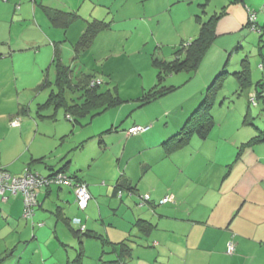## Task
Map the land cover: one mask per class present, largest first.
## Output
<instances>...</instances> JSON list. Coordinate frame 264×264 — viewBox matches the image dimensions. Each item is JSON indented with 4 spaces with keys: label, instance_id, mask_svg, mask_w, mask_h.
Listing matches in <instances>:
<instances>
[{
    "label": "crops",
    "instance_id": "0c3cea01",
    "mask_svg": "<svg viewBox=\"0 0 264 264\" xmlns=\"http://www.w3.org/2000/svg\"><path fill=\"white\" fill-rule=\"evenodd\" d=\"M4 1L11 3V21L24 20L23 25L33 27L30 31L38 36L27 42L22 39L0 42V85L12 87L14 81L11 92L0 97L16 98L20 108L9 117L3 116L17 129L22 128L18 116L21 110L25 111V100L16 92L21 80L16 65L35 66L39 74L49 65L55 69L56 76L54 58L58 49L62 64L77 66L81 61H73L80 38L93 25L98 29L99 22L102 27L108 21L89 20L67 0ZM3 14L0 9V19ZM53 15L62 23L52 22ZM82 20L89 26L78 32V38L74 37L76 23ZM106 30L96 34L92 45ZM27 90L23 88L22 94H27ZM254 91L248 95L249 99ZM197 105V102L192 107L188 104L182 113L171 111L166 125H151L153 119H149L144 125H109L105 130L90 133L84 129L78 134L73 129L71 136L62 141L65 144L60 150L43 153L40 149L37 154H31L20 174L9 170L12 162L0 164V170L17 177L23 176L27 169L46 176L64 168L66 173L87 184L91 196L87 209L81 210L67 187L40 190L34 219L40 227L36 228L23 218L21 196L6 201L0 197V242L20 238V243H27L32 236L31 240L36 241L31 247L36 245L34 249L39 255L54 258L52 249L44 246V240L50 241L51 237L53 244L58 242L65 249L75 247V258L74 254L67 255L68 259L74 258V264H82V257L91 255L86 246L93 239H102L107 245L99 246L94 264H100L103 258L114 259L117 245L122 242L132 249L125 264H264V130H244L239 134L228 127L229 133L222 134L225 125H214L205 139L193 134L191 145L171 152V145L164 144L165 141L185 126L183 123ZM15 121L19 125L14 126ZM134 126H146L148 131L130 137L127 131ZM108 141L113 143L112 147ZM159 146L165 150L157 153L154 149ZM111 153L114 161L105 162ZM39 159L43 162H34ZM127 180L137 192L150 195V205L137 206V197L127 192L119 197L118 189H124L122 182ZM169 196L173 201L161 205ZM139 220L154 224L155 229L148 236L142 235L136 226ZM82 227L91 237L80 244L75 233ZM67 232L73 235L75 245ZM231 245L235 249L232 255L228 254ZM110 251L111 256L107 255ZM0 256L4 259L0 264H13L12 254L10 257L0 253Z\"/></svg>",
    "mask_w": 264,
    "mask_h": 264
},
{
    "label": "rangeland",
    "instance_id": "374dc122",
    "mask_svg": "<svg viewBox=\"0 0 264 264\" xmlns=\"http://www.w3.org/2000/svg\"><path fill=\"white\" fill-rule=\"evenodd\" d=\"M67 1L89 20L96 18L108 21L107 32L98 37L92 48L81 57L82 63L75 67V71L81 70L80 74L96 75L97 79L104 82L102 90H110L113 94L117 91L123 102L109 108L100 116L93 118L89 114L85 115L79 124L85 126L80 127L74 121L68 120L65 105L59 107L54 106V103L47 104L51 93L56 91L53 86L55 69L47 65L39 74L35 66L17 64V75L21 76V80L18 82L19 88L16 92H19L18 96L23 95L22 99L25 100V111L21 110L18 116L22 128L13 129L7 117L3 116L20 111L18 100L16 98L5 100V96L0 97V164L12 162L9 170L14 174L22 173L31 154H37L40 149L43 153L60 150L65 144L62 141L71 136L69 134L73 129L78 134L84 129L90 133L94 130H105L104 128L109 125H144L149 119H153L151 125L153 123L166 125L171 111L180 110L182 113L183 107H187L188 104L192 107L197 102L199 105L198 101L203 100L207 86L225 67L229 74L225 75L222 91L213 97L210 110L214 125H225L222 134L229 133L228 127L233 129V133L239 134L244 130L246 132L254 129L264 130V97L257 99L258 105L250 104L248 97L256 87H260L258 83L263 80V72L259 66L264 63L261 54H264V50L261 51L260 35L250 32L246 27L248 9L260 12L264 0ZM10 5L11 3L0 0V9L4 12L0 19V42L1 40L14 42L18 39L27 42L33 37H38L37 33L30 31L33 27L23 25L24 20L16 18V22L11 21ZM260 15V22L263 25L264 14ZM209 22L214 24L216 36L198 68L183 70L169 77L164 76L162 81L158 80L159 72L153 66V60L171 62L176 56L185 54L190 43L199 38L202 26ZM76 26L78 28L74 30L76 33L74 37H77L78 32L83 31L86 26L88 28L89 23L82 20L77 22ZM239 36L243 37L240 39ZM245 59L249 62L252 87L242 93L234 73L242 69L241 64ZM45 80L52 85H46L37 92V87ZM11 84L12 87H9V84L6 86L2 83L0 94L6 95L11 92L14 81ZM23 88H28L27 94H22ZM254 94L255 91L252 96ZM81 98L78 92H68L64 96L68 106L75 102L81 104L83 102ZM191 107L187 108V113ZM65 134L69 136L62 139ZM192 135L191 131L187 145H191ZM109 144L112 147L113 143ZM161 149L165 150L162 146L155 147L154 150L159 153ZM106 157L108 158H105V162L106 159L109 163L114 161L113 153ZM27 171L30 172L29 169ZM67 233L73 238L70 232ZM16 239V243L12 245V241ZM29 239L27 243H20V238L1 241L0 253L10 257L12 254L13 264H55L54 261L56 264H74L75 247L68 246L65 249L58 242L53 244V239L49 237L50 241H47L48 238L44 240V246L46 244L52 249L54 258L43 257L35 251L36 245L31 247L36 240H31L32 236ZM75 241L74 239L71 242L75 245ZM103 244L106 245L102 239L88 241L86 248L91 255L86 257L84 255L82 264H94L99 246ZM40 247H43V241H40ZM73 254V259L67 258V255Z\"/></svg>",
    "mask_w": 264,
    "mask_h": 264
},
{
    "label": "trees",
    "instance_id": "16d2710c",
    "mask_svg": "<svg viewBox=\"0 0 264 264\" xmlns=\"http://www.w3.org/2000/svg\"><path fill=\"white\" fill-rule=\"evenodd\" d=\"M247 13H248V18L246 21V27L250 32L257 33L260 35L261 37L260 42L262 49L261 51L263 52L264 24L262 25L259 17L261 16L260 15L261 13L264 14V6L260 12L248 9ZM51 19L52 22H54L56 25L62 23L61 20H58L56 15H53ZM209 23L204 24L202 26L199 38H197L196 40L190 43L189 47L186 48L185 54L182 53L180 54V56H176V59L171 62H167L166 60H159V59L153 60V66L159 72L158 80L162 81L164 76L169 77L170 75L172 76V74L179 73L183 70L198 68L203 57L207 53L211 44L214 42L216 36L214 31V24L211 23L209 24ZM100 24L101 23L99 22L97 26L98 29L94 27V25L89 29H87L85 34L80 38V41L76 46L77 54L76 57L74 58L73 61L74 63L81 61L80 56L86 53L91 48V45L93 43L92 41L95 38L96 34L107 27L106 24L105 25L103 24L104 26L102 25V27H100ZM239 37L241 39L242 36ZM261 54L264 60V54L263 53ZM54 59L57 67H56V76L53 86H55L56 91L52 92L50 98L48 99L47 104L51 105L54 103V106H59V107L65 105L66 116L69 121L71 122L74 121V123L79 125L81 118L84 117L85 115L89 114L93 116V118L100 116L101 114L106 112L109 108H114L123 102L122 99L118 96L117 91H115V94H113L110 90H102L101 87L103 86L104 82L100 79H97L98 77L96 75L95 76L91 74L87 75L84 73L80 74L82 72L81 70L79 72H76L75 64H72V66L62 64L58 49H56L55 51ZM259 67L260 70L263 72V80H260V82L258 83V86L260 87L258 88L256 87V89H254L256 92L254 96L249 99V102L252 105L255 104L258 105L257 99L264 96V63H261ZM225 68L222 72L216 74L215 78L207 86V91L204 94L203 100L201 102L199 101L200 104L198 105V108L186 120L184 124L185 126L177 134H175L170 140L165 141L164 144L171 145L170 147V149L172 148L171 152L180 150L185 146H187L189 141L188 138L190 136L191 131L193 134H196L198 137L203 139H205L208 136V134L212 131L214 127V119H213L212 111L210 110L213 104V99H214L213 97L217 93L219 94L222 91L224 87L225 75L229 74L228 69H226L225 71ZM241 68L242 69L239 72L234 73V76L235 79L238 80L239 88L243 93L244 90L252 87L248 60L245 59L242 61ZM77 73H79L80 75L79 74L77 75ZM46 85H52V84L48 80H45L41 85L38 86L37 90L38 91L41 90L42 88L46 87ZM237 89L238 88H236V90ZM68 92L80 93V97H82L81 99L83 102L81 101L82 102L81 104L75 102V104L68 106L64 100V96L67 95ZM79 126L84 127L85 125L84 126L79 125ZM134 127H141L144 130L137 134H130L129 133L130 129H129L127 131V134L130 137H139L144 135L148 131V127L146 126H134ZM113 130L114 132H116V129ZM38 161L43 162V159L35 160L34 162H38ZM33 174L38 175V178L40 180L41 179L45 180L46 184L43 185L41 188H39V191L37 193L38 198L36 200V206L32 208L33 215L30 218H24L25 207H26L24 202L25 201L24 197L21 194H17L13 196L10 193H6L7 200L10 197H16L18 195L22 197L23 205H24L23 218L26 220L27 223L30 224L32 228L40 227V225L35 223L34 221L36 216V211L39 207L40 190L49 189L53 186L67 187L71 189V191L74 193L79 209L81 210L87 209L88 203L90 202L91 199L88 201L86 207L83 209L79 205V201L76 195V191L80 187H86L89 193L87 184L82 180L78 179L77 177L71 176L70 174L66 173L64 168L58 171H53L51 174L46 176L37 173H33ZM122 184L123 186H125V188L123 189L119 187L118 194L120 198H122L123 195L127 192L128 195L132 197L133 196L137 197V204H136L137 206L140 205L141 208H144L147 205L151 204L150 195L146 193L143 194L137 192L136 187L129 180L123 181ZM0 197L1 199L3 198L1 195ZM163 200L160 202L161 205H166L171 203V202L163 203ZM136 226L138 227L142 235H147V236L155 229L154 224L142 220H139ZM78 229L80 230V227ZM79 230L75 234L78 237L79 243L81 244L85 238L91 237V235H89V232L85 231V227H82L81 231ZM234 253H235V249L233 253H229V249H228V254L232 255ZM104 254H106V252H104ZM112 254L113 252L111 251L107 253V255L110 256ZM131 254H132V249L128 248L125 242H122L117 245L116 255L114 259L106 260L103 258L100 264H125L126 260H128L131 257ZM3 260L4 259H2L0 256V262H3Z\"/></svg>",
    "mask_w": 264,
    "mask_h": 264
},
{
    "label": "built area",
    "instance_id": "2783aa9c",
    "mask_svg": "<svg viewBox=\"0 0 264 264\" xmlns=\"http://www.w3.org/2000/svg\"><path fill=\"white\" fill-rule=\"evenodd\" d=\"M14 126L19 125L17 121L12 123ZM144 129L141 127H134L130 129V134H137ZM46 184L45 180H40L38 175L31 172H25L21 177H15L4 170H0V195L3 197V201L7 200L6 193L11 195L21 194L24 197L25 213L24 218H30L33 215L32 208L36 206L35 198L37 197V190ZM76 195L79 201V205L84 209L90 200V195L86 187H80L76 191ZM173 201L172 197H166L163 203ZM234 252L233 245L229 248V253Z\"/></svg>",
    "mask_w": 264,
    "mask_h": 264
}]
</instances>
